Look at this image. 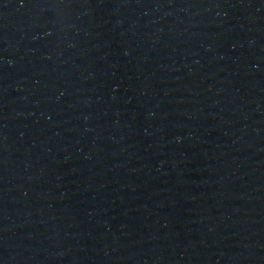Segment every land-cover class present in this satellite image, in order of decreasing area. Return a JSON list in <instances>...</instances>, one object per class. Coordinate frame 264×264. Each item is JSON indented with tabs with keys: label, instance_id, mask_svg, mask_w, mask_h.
I'll return each mask as SVG.
<instances>
[{
	"label": "water",
	"instance_id": "water-1",
	"mask_svg": "<svg viewBox=\"0 0 264 264\" xmlns=\"http://www.w3.org/2000/svg\"><path fill=\"white\" fill-rule=\"evenodd\" d=\"M0 264H264V0H0Z\"/></svg>",
	"mask_w": 264,
	"mask_h": 264
}]
</instances>
